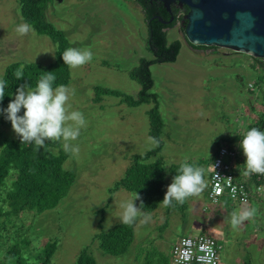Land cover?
<instances>
[{"label": "rangeland", "instance_id": "1", "mask_svg": "<svg viewBox=\"0 0 264 264\" xmlns=\"http://www.w3.org/2000/svg\"><path fill=\"white\" fill-rule=\"evenodd\" d=\"M45 19L63 32L67 48L88 49L93 58L80 68L70 69V79L66 85L74 93L70 95L69 110L82 112L86 121L79 138L72 142L79 146V154L73 156L68 153L69 157L64 163L65 169L75 173V182L57 207L42 213L24 212L13 221L11 231L14 234L10 245L15 244L17 239L18 244L24 245L19 247L22 259L27 263L40 264L44 249L56 240L57 249L48 264H75L84 248L97 264H164L161 254L153 253L161 251L171 259L173 246L183 236L207 233L218 237L221 264H264V213L254 209L251 218L234 229L231 214L239 213L242 206L228 200L216 207L212 205L208 198L210 179L207 171L210 169L211 172V164L195 160V157L203 155L202 160L210 158L212 146L206 148V142L210 141L216 121H219L220 127L235 126L234 107H228L233 100L221 104L226 96L219 90H235L232 98L236 101L238 97H245L246 102L249 83L254 84L252 91L260 99L257 110L262 109L259 114L255 113V120L261 118L264 121V87L260 86V75L248 66V63L257 65L255 59L225 48L196 49L201 55L192 51L186 43L180 22L167 30V40L182 41L183 50L178 65L189 70L190 74L186 72L185 77L194 82L192 85L183 78L179 90L185 89L186 92L187 87L195 90V83L201 82L199 74L205 70H213L218 77L212 81L211 87L217 90L218 100L220 98L218 107H213L214 104L210 106L207 101L209 97L207 104L200 107H179L181 101H175L177 107L171 108L180 111L181 121L178 126L171 123L174 128L169 136L173 140L169 144L164 135L162 138L167 147L164 154L167 175L170 166H181L186 161L205 169L206 187L199 197L187 201L186 211L194 215V219L190 215L181 218L180 212H173L175 215L168 220L164 232L159 229L168 216L165 218L156 214L154 220L150 219L145 224L137 220L133 226L135 241L128 252L112 256L104 253L94 238L101 231L122 223L120 204L132 199L133 195L124 189L110 190L124 176L130 164V150L133 154H142L154 145L149 142L146 132L149 130L146 116L149 105L131 108L125 102L121 104V98L112 94H102L101 101L96 103L95 89L115 90L133 97L138 95L135 90L139 84L130 78L129 72L141 58H152L146 46L148 32L144 13L138 4L127 0H64L62 3L50 2L45 10ZM22 23L26 22L19 0H0V80L12 63L50 65L57 58L56 44L48 35L38 34L31 27L32 31L27 35L19 36L15 29ZM213 53L217 56H207ZM165 71H175L176 74L184 72L183 69L176 71L174 66L169 65L165 68L152 67L155 86L151 92L160 95L159 102H162L164 95ZM16 91L10 102L15 98ZM159 109L164 122H169L166 120L169 106L164 107L162 103ZM1 131L4 138H19L11 126H2ZM175 141L179 143L177 146ZM60 147L63 149L62 142ZM51 151L58 153L57 148ZM168 184H165L166 191ZM17 230L19 233L15 237ZM5 243L4 239L0 241V258L6 252ZM3 259L6 262L9 258L6 256Z\"/></svg>", "mask_w": 264, "mask_h": 264}, {"label": "trees", "instance_id": "2", "mask_svg": "<svg viewBox=\"0 0 264 264\" xmlns=\"http://www.w3.org/2000/svg\"><path fill=\"white\" fill-rule=\"evenodd\" d=\"M52 1L54 0H19L24 21L38 34L48 35L52 39L56 44L57 58L50 65L15 62L7 66L2 78L6 87L4 99L0 102V109L7 108L13 93L21 85L35 89L39 79L47 73L52 72V75L55 76L52 85L54 89L60 85L66 86L69 82L70 68L64 64L62 59V54L67 49V41L63 32L45 19V10ZM134 2L142 8L144 13L148 32L146 46L152 54L151 59L141 58L138 65L129 72L130 78L140 84V91L136 97H133L119 91L97 87L94 102L99 103L102 94H112L120 97L129 106L152 105L147 111L149 135L155 138L158 144L145 153L134 154L124 176L110 190L112 192L124 189L132 195L137 192L140 199L134 201L136 206L141 207L142 211L152 212L164 198L167 179H173L180 165L170 166L169 175H167L165 161L159 157L164 145L162 140L164 120L159 109L158 95L151 92L154 86L151 67L155 64L171 63L177 60L182 43L179 39L172 40V42L167 40V30L172 29L180 22L184 31L187 23L185 15L188 9L185 6L175 7V4H172V13H170L160 1L134 0ZM172 15L173 20H171ZM163 21L170 22L164 23ZM192 46L198 49L217 48L203 45ZM254 59L263 69L260 80H264V61L263 59ZM18 73L22 78H17ZM20 114L22 115L23 111ZM2 126H11V123L6 119L4 113L0 112V241L5 240L6 252L3 256L9 258L6 262L4 257L0 258V264H35L27 263L22 259L19 247L24 245L18 244V239L15 244L10 245L13 240L11 236L14 234L11 231V227H14L13 221L19 219L24 212L42 213L57 207L62 198L68 194L75 182L76 175L72 170L64 168L69 154L60 147V142L47 141L44 147L37 150L34 144H21L20 138H4L1 131ZM253 127L264 131V121L261 118L255 120L246 131ZM52 148H57L58 153L53 154ZM216 154L210 160V164ZM141 202L143 206H141ZM166 209L180 212L185 218L187 216V201L182 205L173 202V206L166 207ZM133 226L118 223L107 231L98 233L94 240L97 241L99 248L104 253L112 256L124 255L134 241ZM164 227L166 228L167 225H164L163 229ZM18 233L17 230L15 237ZM56 249L57 241H51L43 251L40 264H48ZM158 253L160 252L153 254ZM160 254L164 264H173L170 257L165 256L164 253ZM75 264H97V262L84 248Z\"/></svg>", "mask_w": 264, "mask_h": 264}, {"label": "clouds", "instance_id": "3", "mask_svg": "<svg viewBox=\"0 0 264 264\" xmlns=\"http://www.w3.org/2000/svg\"><path fill=\"white\" fill-rule=\"evenodd\" d=\"M16 32L23 37L32 31L31 26L22 23L16 27ZM93 54L88 49H78L74 47L67 48L62 59L65 65L70 69L80 68L91 62ZM17 78H22L17 74ZM55 76L47 73L37 82L35 90L27 85H21L6 109H0L5 117L11 123L12 130L20 138L21 144H34L39 150L44 147L47 141L62 142L66 153L73 156L79 154V146L72 142L80 136V131L86 126L83 113L80 111H70L69 99L74 94L71 90L60 85L53 88ZM5 81L0 80V102L5 96ZM21 111L23 114L21 115ZM153 145L158 141L148 138ZM239 148L242 149L245 157L243 164L244 176L252 174L264 175V131L253 127L246 131L243 139H240ZM205 169L184 162L173 177L171 184L167 187L166 194L159 205L165 207L176 204H184L193 197H199L206 187L204 179ZM218 176V175H217ZM219 177V176H218ZM138 193L133 194V198L120 204L122 209L121 222L132 226L139 220L140 224L147 223L151 217L136 207L134 201L139 200ZM141 206L143 203L141 202ZM253 211L233 212L231 214L232 227L238 228L244 220L251 218ZM213 253L208 251L205 259L207 264H212Z\"/></svg>", "mask_w": 264, "mask_h": 264}, {"label": "crops", "instance_id": "4", "mask_svg": "<svg viewBox=\"0 0 264 264\" xmlns=\"http://www.w3.org/2000/svg\"><path fill=\"white\" fill-rule=\"evenodd\" d=\"M181 43H182V41H181ZM186 43L189 44V47H190V49L192 51H195L196 53L201 54L200 52H198L196 50L198 48L193 47L187 41H186ZM210 49H212V48H210ZM182 50H183V44L181 46L180 53H179V55L177 57V60L175 62L153 65V66H157L159 68H165V66L169 65V66H174L176 71H179L181 69L184 70L183 74H181V73L180 74H178V73L176 74L175 71L172 72V73L168 72V71H165L163 73L164 77L162 75L163 81H164L163 82L164 83V87L162 89H164V91H163L164 95H163L162 102L161 101L159 102V107H161V104L163 103L164 107L168 108V106H169V108H170V110H169L170 113L168 112L167 119H166L169 122H167V123L164 122V129H163V133H162V138H163V135H164V137H165V139L167 141V144H169L173 140L172 138H170L169 134L172 132V129L174 128V125L176 124L178 126L179 121H181V119L179 117L180 111H178L177 109L175 110L174 108H171V107H177L175 105V101H177V102L181 101V106H179V107H184V106H187V107H200L202 105L207 104V101L210 102V106L211 107L213 106V104L215 105L213 107H218L219 100H220V98L218 100L217 90L214 91L211 88L213 86L212 81L218 79L217 74L213 70L210 71V72L208 70H205V72H202L201 74H199V78L198 79H200L201 82L200 83H195L196 86H194V87H195L196 91L192 90L190 87L186 88V92H184L185 89L183 91L179 90L180 82H181V80L183 78L184 79L186 78L188 83L190 82L192 85H194L193 81H189L188 77H185L186 72H187V74H190L188 72L189 70L186 67L184 69V68H182V66L178 65L179 57L181 55ZM201 55H203V54H201ZM207 56L209 57V56H217V55L215 53H213V54H210V55H207ZM194 61H195V59H194ZM194 61H192L191 64H193ZM248 66H250L252 69H254V72H257V74L260 75V77L263 75V69L258 64L255 65L254 63H248ZM152 67H151V72H152ZM160 70L164 71V70H167V69H160ZM213 76L215 77V79H213ZM152 77H153V73H152ZM260 84H261L260 86H262L261 88H263L264 87V83L262 82V80H261ZM154 86H155V79H154ZM248 87H249V90L246 92V100H247L246 102H244L245 101V97H243V98L238 97V98H236V101L234 100V98H232V95L235 93V90L230 91L231 89H228L227 91H223V90H219L218 89L221 93H223V95L226 96L225 99L221 100L222 101L221 104L224 105L225 102L226 103H228V102L231 103V101L233 100L232 101L233 104L231 103L230 105H228V107H234L233 110L235 112V117H234L235 118V126L233 128H226L224 125H223V127L222 126L220 127L219 126V121H216L217 125H216V128L212 129V133H211L212 136H211V138H209L210 141L206 142L207 143V147L206 148H208L209 145L212 146L211 149L209 150L210 153H211L210 158L205 157L206 160H202L204 158V155H203V157H195V160L206 161V164L208 163L210 165V160L217 153L219 145H226L228 147L233 148L237 152L236 159L233 161L234 162V170H235L236 176H237L239 181L244 183L246 186H248L252 190V193L250 195L249 203L243 204L244 206L240 205V206H242V209H241L240 212L245 211V210L253 211L254 209H257L258 213L259 212L260 213H264V210H263V205H264V187L259 192L255 191L254 190V186L256 185V183H255L253 175L244 176L242 174L243 171H244L243 164L245 162V157L243 155L242 149L239 148L240 139H243L244 134H245L248 126L255 122V113L259 114V112H262V109H261V111L257 110V107H258V104H259L258 102H260L259 97L253 93V91H252L253 88H250V86H248ZM253 87H254V84H253ZM140 88L141 87H140V84H139V88H136L135 93L137 92V94H138L139 91H140ZM237 92H238L237 94H239V91H237ZM155 94L158 95V93H155ZM229 95H230V99H229ZM158 96H160V95H158ZM208 97H209V100H207ZM170 100H172V101L170 102ZM122 103H124V102L121 100V104ZM142 105H144V104H142ZM147 105H149V107L152 106L151 104H147ZM210 106H208V107H210ZM129 107L132 108L133 106H129ZM135 107H138V106H135ZM146 116H147V112H146ZM147 118H148V116H147ZM171 123H173L174 125H172ZM168 131H169V133H168ZM146 132L148 133L147 134L148 138L151 137L149 135V130L146 131ZM162 140L164 142V145H163V148H162V150L160 152L159 157L165 161L164 154L166 155V151L165 150H166L167 147L165 146L166 142L164 141V139H162ZM202 140H204V138H202ZM178 144L179 143L177 141H175V145L177 146ZM152 147H154V146H152ZM126 149H127V147H126ZM130 154H131V157L134 155L131 152V150H130ZM131 157H129V158H131ZM130 161H131V159H130ZM204 163L205 162H203V164ZM207 171H209L208 175H209V179H210V169H208ZM171 182H172L171 179H167L166 184L169 183L168 184V186H169L171 184ZM209 182H210V180H209ZM120 190H123V189H119L117 191H120ZM135 206H136V204H135ZM187 209H188V204H187ZM143 212L146 213V214H149L152 220H154V216L156 214H159L161 217L165 216V218H166V216H168L166 221L164 220L162 227H160V229H159V231H161L163 229L164 225H167V227H168V224H169L168 220L173 218V216L175 215V213H173V212H176V211H174V210H170L169 211V210L166 209L165 206H163L161 204V205H158L157 208L154 211H152V212H145V211H143ZM187 215H190V214L187 213ZM190 217H191V219H194V215H190ZM181 218H184V217H181ZM167 227L164 228V229L167 230ZM216 229L219 230V228H216ZM163 232H164V230H163ZM219 232H221V231H219ZM243 232H244V229H243ZM223 234L226 237H229V235L228 234L226 235L225 232H223ZM215 236L217 237V235H215ZM134 241H135V237H134ZM157 252L164 253V252H161V251H157ZM135 261H137V258L135 259ZM220 264H221V261H220Z\"/></svg>", "mask_w": 264, "mask_h": 264}, {"label": "water", "instance_id": "5", "mask_svg": "<svg viewBox=\"0 0 264 264\" xmlns=\"http://www.w3.org/2000/svg\"><path fill=\"white\" fill-rule=\"evenodd\" d=\"M151 1L162 2L170 13L172 4L187 7L184 33L188 43L225 48L264 60V0Z\"/></svg>", "mask_w": 264, "mask_h": 264}, {"label": "built area", "instance_id": "6", "mask_svg": "<svg viewBox=\"0 0 264 264\" xmlns=\"http://www.w3.org/2000/svg\"><path fill=\"white\" fill-rule=\"evenodd\" d=\"M262 82L264 83V80ZM249 86L253 88V84ZM236 156L237 152L233 148L221 145L212 160L208 192L212 205H220L224 200L240 205L249 203L252 190L236 176L233 162ZM252 175L256 183L254 190L259 192L264 187V175ZM220 249L221 244L215 235H186L173 246L171 261L173 264H207L202 258L211 250L212 264H220Z\"/></svg>", "mask_w": 264, "mask_h": 264}, {"label": "flooded vegetation", "instance_id": "7", "mask_svg": "<svg viewBox=\"0 0 264 264\" xmlns=\"http://www.w3.org/2000/svg\"><path fill=\"white\" fill-rule=\"evenodd\" d=\"M54 1H57L58 3H62L64 0H54ZM127 1H129V2H134V0H127ZM135 3V2H134ZM175 7H181V6H179L178 4H175L174 5ZM183 7V6H182Z\"/></svg>", "mask_w": 264, "mask_h": 264}]
</instances>
